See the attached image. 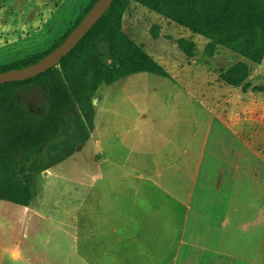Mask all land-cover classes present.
<instances>
[{
  "label": "rangeland",
  "instance_id": "obj_1",
  "mask_svg": "<svg viewBox=\"0 0 264 264\" xmlns=\"http://www.w3.org/2000/svg\"><path fill=\"white\" fill-rule=\"evenodd\" d=\"M90 2L0 0V67L51 48ZM122 23L165 72L184 68L187 74L203 75L205 101L214 114L211 157L218 167L209 179V187L216 195L218 206L197 211L172 208L170 233L166 234L165 227L163 236L162 226H149V235L145 234L137 244L139 250L135 255L120 254L96 261L99 264H258L260 248L264 250V59L254 64L137 3L129 5ZM238 64L247 68L248 88H235L219 79L220 69L227 70ZM156 81L159 80H125L124 84L128 85L124 90H152L157 88ZM121 98L118 99V82L99 91L98 113L103 122L100 132L110 141V146L118 143V100ZM94 99L95 95L93 103ZM147 100V97L140 98L138 108L146 106ZM79 117L69 116L53 141L38 152L29 156L17 152L19 159L8 171L0 167V192L4 197L26 201L33 194L35 177L70 153L76 155V163L68 159L60 166L62 173L96 168L100 157L84 154L82 147L92 130L89 129L92 116L86 113ZM111 166L108 168L114 170ZM200 180L201 187L204 180ZM84 215L85 208L80 219ZM155 215L157 223L158 213ZM80 234L87 235L83 230ZM94 234V242L102 241V235ZM166 238L169 240L165 241Z\"/></svg>",
  "mask_w": 264,
  "mask_h": 264
},
{
  "label": "crops",
  "instance_id": "obj_2",
  "mask_svg": "<svg viewBox=\"0 0 264 264\" xmlns=\"http://www.w3.org/2000/svg\"><path fill=\"white\" fill-rule=\"evenodd\" d=\"M166 72L170 79L137 74L118 81L122 98L113 146L100 132L98 113L99 91L113 84L96 91L93 127L82 145L84 154L100 157L96 168L62 173L68 159L76 163L71 155L35 177L34 196L26 204L0 199V264H99L97 258L133 256L149 226H162L163 236L165 227L170 233L172 208L218 206L209 187L218 167L211 157L214 114L205 101L203 75L184 68ZM137 78L157 79V88L126 92L125 80ZM142 97L147 105L139 109ZM94 232L102 241H93ZM258 264H264L262 248Z\"/></svg>",
  "mask_w": 264,
  "mask_h": 264
},
{
  "label": "trees",
  "instance_id": "obj_3",
  "mask_svg": "<svg viewBox=\"0 0 264 264\" xmlns=\"http://www.w3.org/2000/svg\"><path fill=\"white\" fill-rule=\"evenodd\" d=\"M96 1L91 0L74 25L51 48L0 67V74L42 60L65 40ZM131 3L146 7L254 64L264 59L263 0H114L57 66L32 79L0 86V167L8 171L19 159L17 152L29 156L52 142L69 116L80 118L90 113L91 130L93 97L99 87L137 74L170 78L132 38L129 30L123 28L122 18ZM218 73L225 84L248 88L245 83L248 71L243 64L220 69ZM33 196L34 190L26 201H17L0 192L1 200L18 204H26Z\"/></svg>",
  "mask_w": 264,
  "mask_h": 264
},
{
  "label": "water",
  "instance_id": "obj_4",
  "mask_svg": "<svg viewBox=\"0 0 264 264\" xmlns=\"http://www.w3.org/2000/svg\"><path fill=\"white\" fill-rule=\"evenodd\" d=\"M113 1L114 0H97L80 23L55 50L33 65L1 73L0 86L6 83L22 82L32 79L57 66L104 15ZM79 148L80 146L76 148V151H78Z\"/></svg>",
  "mask_w": 264,
  "mask_h": 264
}]
</instances>
